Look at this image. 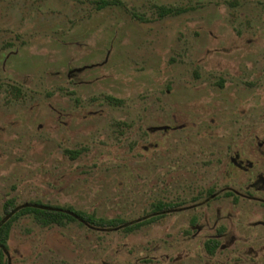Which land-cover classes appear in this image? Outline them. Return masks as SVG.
Instances as JSON below:
<instances>
[{
  "label": "rangeland",
  "instance_id": "374dc122",
  "mask_svg": "<svg viewBox=\"0 0 264 264\" xmlns=\"http://www.w3.org/2000/svg\"><path fill=\"white\" fill-rule=\"evenodd\" d=\"M120 1L0 0V215L182 205L132 232L27 217L0 264H264V0Z\"/></svg>",
  "mask_w": 264,
  "mask_h": 264
},
{
  "label": "trees",
  "instance_id": "16d2710c",
  "mask_svg": "<svg viewBox=\"0 0 264 264\" xmlns=\"http://www.w3.org/2000/svg\"><path fill=\"white\" fill-rule=\"evenodd\" d=\"M94 3L98 8H103L108 5L121 3V1L94 0ZM182 10L173 6H158V14L160 16L177 13ZM109 98L113 99L114 97L110 96ZM65 151L73 158L78 157L80 154L79 149H66ZM181 205V202L159 199L152 203V208L148 212L138 218L129 220L120 216L107 217L97 215L73 206L44 203L41 200H31L18 204L15 197H8L3 204V214L0 215V258L4 257L5 252L8 250V241L14 224L27 217H32L38 224L47 227L54 225L66 226L71 222L77 221L90 229L132 232L177 210ZM206 245L208 250L213 253L218 247L219 241L210 239Z\"/></svg>",
  "mask_w": 264,
  "mask_h": 264
},
{
  "label": "flooded vegetation",
  "instance_id": "af4514ba",
  "mask_svg": "<svg viewBox=\"0 0 264 264\" xmlns=\"http://www.w3.org/2000/svg\"><path fill=\"white\" fill-rule=\"evenodd\" d=\"M8 253V250L5 252V254H7Z\"/></svg>",
  "mask_w": 264,
  "mask_h": 264
}]
</instances>
